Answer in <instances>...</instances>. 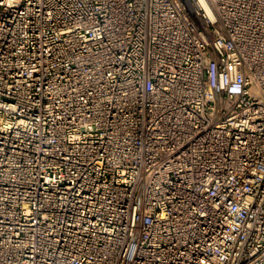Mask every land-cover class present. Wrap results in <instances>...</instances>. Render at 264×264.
<instances>
[{"label":"built area","instance_id":"built-area-1","mask_svg":"<svg viewBox=\"0 0 264 264\" xmlns=\"http://www.w3.org/2000/svg\"><path fill=\"white\" fill-rule=\"evenodd\" d=\"M0 264H264V0H0Z\"/></svg>","mask_w":264,"mask_h":264}]
</instances>
